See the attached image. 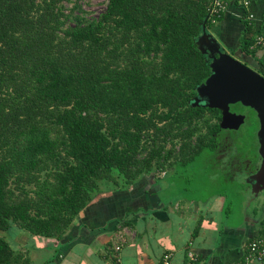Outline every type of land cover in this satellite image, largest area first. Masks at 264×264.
Wrapping results in <instances>:
<instances>
[{"label": "trees", "instance_id": "obj_1", "mask_svg": "<svg viewBox=\"0 0 264 264\" xmlns=\"http://www.w3.org/2000/svg\"><path fill=\"white\" fill-rule=\"evenodd\" d=\"M64 1L0 0V232L59 239L100 182L185 165L221 129L190 102L210 73L205 0H108L95 18ZM0 264H29L1 234Z\"/></svg>", "mask_w": 264, "mask_h": 264}, {"label": "crops", "instance_id": "obj_2", "mask_svg": "<svg viewBox=\"0 0 264 264\" xmlns=\"http://www.w3.org/2000/svg\"><path fill=\"white\" fill-rule=\"evenodd\" d=\"M249 1L255 19L264 18V0ZM243 13L238 0H229L209 27L226 49L240 50ZM166 177L144 174L127 187L102 190L59 239L19 229L9 243L29 264H164L168 254L169 264H261L245 259L247 242L264 230L259 206L239 209L240 220L230 221L225 196L171 199Z\"/></svg>", "mask_w": 264, "mask_h": 264}, {"label": "rangeland", "instance_id": "obj_3", "mask_svg": "<svg viewBox=\"0 0 264 264\" xmlns=\"http://www.w3.org/2000/svg\"><path fill=\"white\" fill-rule=\"evenodd\" d=\"M107 1L76 0L86 18L97 17L105 8ZM74 2V0L63 2L65 12L69 11ZM207 30L213 32L209 28ZM229 50H232L230 53H233V56L239 52L236 48ZM241 56V54H237V58H243ZM233 107L246 115V120L243 125L237 130L220 129L216 134V143L220 146L219 148L217 147L218 150L214 148L212 151H204L187 164L179 165L168 172L169 174L165 179L170 184L167 192L171 196V199L182 196L204 198L212 193L225 196L226 207L229 208L227 217L230 221H237L240 220L239 209L245 206L252 207L257 205L259 206V216L264 214V206L261 205L264 203V190L257 194H252L247 182L243 181L240 175L231 177L224 173L225 170L222 167L218 166V164H224V161L232 158L235 161L238 160L240 164L246 162L247 170L253 171L256 163H258L259 155L257 152L258 143L256 138L258 119L256 113L246 106L235 105ZM162 172L164 171L154 170L151 174L161 176ZM110 186H113L112 182H100V191L108 189ZM112 188H115V186ZM246 194L249 196H246ZM244 196L246 197L247 204H244ZM18 232L19 229L12 228L10 231H2L0 234L5 236L13 244L11 236L13 234L15 235L13 238L17 237Z\"/></svg>", "mask_w": 264, "mask_h": 264}, {"label": "water", "instance_id": "obj_4", "mask_svg": "<svg viewBox=\"0 0 264 264\" xmlns=\"http://www.w3.org/2000/svg\"><path fill=\"white\" fill-rule=\"evenodd\" d=\"M198 49L211 59L210 73L196 86L193 106L219 109L220 128L237 130L244 123L245 115L230 111V105L240 103L253 109L258 119L256 138L258 155L262 159L259 169L247 178L252 194L264 190V76L237 58L220 50L218 39L203 25L196 38Z\"/></svg>", "mask_w": 264, "mask_h": 264}, {"label": "built area", "instance_id": "obj_5", "mask_svg": "<svg viewBox=\"0 0 264 264\" xmlns=\"http://www.w3.org/2000/svg\"><path fill=\"white\" fill-rule=\"evenodd\" d=\"M205 2L207 10L206 20L209 21V24L214 25L226 12L229 0H205ZM238 2L244 10L242 18L254 28L252 47L259 50L261 55L264 57V18L260 20L255 19V16L249 10V0H238ZM120 249L121 245L117 244L114 246L116 259H118L117 254ZM245 259L246 262H259L264 264V230L262 233L256 235L247 242V253L245 255ZM164 264H169V254L165 256Z\"/></svg>", "mask_w": 264, "mask_h": 264}, {"label": "flooded vegetation", "instance_id": "obj_6", "mask_svg": "<svg viewBox=\"0 0 264 264\" xmlns=\"http://www.w3.org/2000/svg\"><path fill=\"white\" fill-rule=\"evenodd\" d=\"M220 50L222 52H226L228 54H230L231 56H233V53H230L232 52V50H229V49H226L222 44H221V47H220ZM229 50V51H228ZM236 53V52H235ZM237 54H241L243 58H237ZM233 57L237 58L238 60H240L241 62H243L244 64H246L247 66H249L250 68H252L253 70L257 71L258 73H260L262 76H264V57L259 54L256 50V53L255 55H248V54H244L241 50H239V52L236 53V55H234ZM204 58H205V61L208 62V64L210 63L211 59L207 57V54H204ZM196 96V95H195ZM194 96V97H195ZM239 103V102H238ZM236 104V103H235ZM235 104H231L230 105V111L232 112H235V113H240V114H244L243 112L241 111H238L236 109H234V107L232 105H235ZM249 108V107H248ZM219 110V109H218ZM253 110V109H252ZM220 111V110H219ZM245 115V114H244ZM220 120H221V111H220V119H219V122L220 123ZM245 120H246V115H245ZM244 120V122H245ZM243 125V123L240 125V127ZM220 127V126H219ZM223 129V128H221ZM227 130H231V129H227ZM222 143V142H221ZM219 143V144H221ZM227 146V145H226ZM220 146H218V143H216V149L215 150H218V148ZM258 160L255 165V169L253 171H248L247 170V164L246 162L240 164V162L238 163V161H235L233 160L232 158L227 160V161H224L220 164H218V166L222 167L225 174H228L229 176H233L234 175H240V177L243 179V181H246L247 182V178L254 174L260 167L261 165V162H262V159L260 158V156H258ZM219 159V158H218ZM171 170H173L171 168V166L167 167L165 170H164V173L165 175L168 176V172H170ZM247 185L250 187L251 189V185L250 183L247 182Z\"/></svg>", "mask_w": 264, "mask_h": 264}]
</instances>
